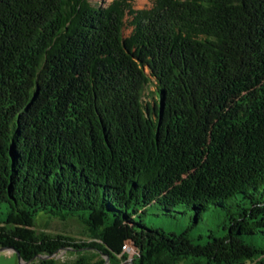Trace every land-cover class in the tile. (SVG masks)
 Wrapping results in <instances>:
<instances>
[{
    "label": "trees",
    "instance_id": "1",
    "mask_svg": "<svg viewBox=\"0 0 264 264\" xmlns=\"http://www.w3.org/2000/svg\"><path fill=\"white\" fill-rule=\"evenodd\" d=\"M133 7L0 0V246L29 264H264V0ZM151 205L220 207L224 233H167ZM72 218L89 239L38 227ZM87 246L98 258H33Z\"/></svg>",
    "mask_w": 264,
    "mask_h": 264
},
{
    "label": "rangeland",
    "instance_id": "2",
    "mask_svg": "<svg viewBox=\"0 0 264 264\" xmlns=\"http://www.w3.org/2000/svg\"><path fill=\"white\" fill-rule=\"evenodd\" d=\"M110 0H91L94 4L106 5ZM152 0H133L135 9L142 7H149ZM129 29H126L127 33ZM148 95L146 99L151 100L154 97V86L151 84L146 89ZM148 212L143 216V220L147 225H152V227L162 228L167 233L170 232H180L182 230H187L193 237L203 236L204 239H208L210 232L216 235H222L224 233V220L225 212L222 208L210 205L200 214V218L196 221L193 219V211L189 207H182V205H177L174 207V212L170 214H162L161 210L157 205H151L148 207ZM46 219V218H43ZM40 220L39 229H44L49 233H64V235H69L76 240H87L89 235L87 234L85 227L77 218H72L67 221L59 219H49L48 224H44V220ZM43 224V225H42ZM125 252L128 253L127 260L137 254V248L131 243H126ZM78 252L82 255L92 257L93 259L98 258L93 251V248L87 246L82 247L80 250L78 248H61L59 249L52 258L57 261H70L76 257ZM10 256L11 258H9ZM105 256L106 255H102ZM108 258L106 257V261ZM0 264H21L19 259L14 252L8 250H0ZM107 264L108 261H107Z\"/></svg>",
    "mask_w": 264,
    "mask_h": 264
},
{
    "label": "water",
    "instance_id": "3",
    "mask_svg": "<svg viewBox=\"0 0 264 264\" xmlns=\"http://www.w3.org/2000/svg\"><path fill=\"white\" fill-rule=\"evenodd\" d=\"M61 249V248H60ZM0 250H8V251H13L14 253H16V255H17V257H18V259H19V262L21 263V264H29V261H25V260H22L21 259V257L19 256V251L17 250V249H15L14 247H12V246H0ZM59 250V249H58ZM58 250H56L54 253H51V254H45V255H40V254H37V255H35V256H33V258L35 259V258H52L53 257V255L58 251ZM106 257H107V255H106ZM131 260V259H130ZM105 264H107V261H105Z\"/></svg>",
    "mask_w": 264,
    "mask_h": 264
},
{
    "label": "crops",
    "instance_id": "4",
    "mask_svg": "<svg viewBox=\"0 0 264 264\" xmlns=\"http://www.w3.org/2000/svg\"><path fill=\"white\" fill-rule=\"evenodd\" d=\"M10 252H13V251H10ZM9 258H11L10 256H8Z\"/></svg>",
    "mask_w": 264,
    "mask_h": 264
},
{
    "label": "built area",
    "instance_id": "5",
    "mask_svg": "<svg viewBox=\"0 0 264 264\" xmlns=\"http://www.w3.org/2000/svg\"><path fill=\"white\" fill-rule=\"evenodd\" d=\"M128 243V242H127ZM125 246H126V244H125ZM125 246H124V249H125Z\"/></svg>",
    "mask_w": 264,
    "mask_h": 264
}]
</instances>
